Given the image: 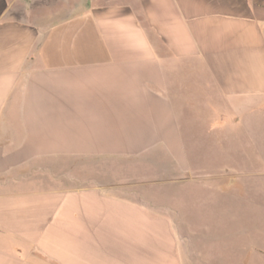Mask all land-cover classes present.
I'll use <instances>...</instances> for the list:
<instances>
[{
  "label": "crops",
  "instance_id": "obj_1",
  "mask_svg": "<svg viewBox=\"0 0 264 264\" xmlns=\"http://www.w3.org/2000/svg\"><path fill=\"white\" fill-rule=\"evenodd\" d=\"M263 127L264 0H0V264H264Z\"/></svg>",
  "mask_w": 264,
  "mask_h": 264
},
{
  "label": "rangeland",
  "instance_id": "obj_2",
  "mask_svg": "<svg viewBox=\"0 0 264 264\" xmlns=\"http://www.w3.org/2000/svg\"><path fill=\"white\" fill-rule=\"evenodd\" d=\"M264 132V127L263 129L260 131V135H259V139H260V145L262 146V152H264V138L261 137V133ZM217 137H220V136H217ZM244 136L241 134L240 136V142L241 144H243V138ZM238 141H237V133L236 131H231L229 134H228V138H227V141H226V144H223L222 146L219 144L218 145H212V146H209V147H193V148H187L188 151H190V153L192 154H195V155H204V154H207V155H216V154H239V153H246V154H254V153H257L254 150V148L252 147H242V146H239L238 144ZM151 185V184H150ZM155 186V185H154ZM166 191V194H165V199L170 202V204H172V192H173V188L171 190H168L167 188L165 189ZM185 196L187 197L188 196V193L185 194ZM185 197V199H186ZM186 205H190L189 203V200L187 198L186 200ZM264 202H262L263 204ZM188 210L182 212V215H181V219L184 220V221H181L183 223V226L184 229H186V232H188L189 230V227H188V222H189V216H188V213L189 211L187 212ZM171 214V213H170ZM245 217L244 218H248V215L247 213H245L244 215ZM178 217V215H177ZM250 221H255V224L258 226V228H260V231L261 232V235H259L258 237H264V210H261L259 213H256V214H252V216L249 217ZM246 220V219H245Z\"/></svg>",
  "mask_w": 264,
  "mask_h": 264
}]
</instances>
